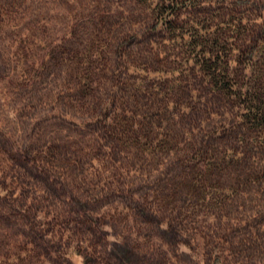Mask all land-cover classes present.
<instances>
[{
	"label": "rangeland",
	"instance_id": "374dc122",
	"mask_svg": "<svg viewBox=\"0 0 264 264\" xmlns=\"http://www.w3.org/2000/svg\"><path fill=\"white\" fill-rule=\"evenodd\" d=\"M186 1L0 0V264H264V0Z\"/></svg>",
	"mask_w": 264,
	"mask_h": 264
},
{
	"label": "trees",
	"instance_id": "16d2710c",
	"mask_svg": "<svg viewBox=\"0 0 264 264\" xmlns=\"http://www.w3.org/2000/svg\"><path fill=\"white\" fill-rule=\"evenodd\" d=\"M159 14L163 20L181 7L188 5L186 0H158ZM168 20V19H167ZM209 56L200 63L208 72L210 78L218 88L225 90L230 96L237 99V104L242 109L241 117L251 124L264 127V84L261 79L246 80L245 78L234 84L231 75L226 70L219 69L218 55H213V49H208ZM226 61L223 60V64ZM237 85V86H235ZM235 86V87H234Z\"/></svg>",
	"mask_w": 264,
	"mask_h": 264
}]
</instances>
